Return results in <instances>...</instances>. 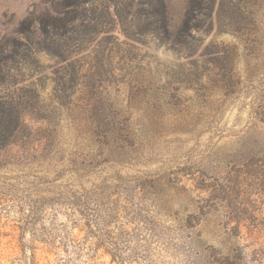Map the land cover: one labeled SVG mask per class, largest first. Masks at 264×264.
Returning a JSON list of instances; mask_svg holds the SVG:
<instances>
[{
  "label": "rangeland",
  "instance_id": "374dc122",
  "mask_svg": "<svg viewBox=\"0 0 264 264\" xmlns=\"http://www.w3.org/2000/svg\"><path fill=\"white\" fill-rule=\"evenodd\" d=\"M222 244L264 264V0H0V264Z\"/></svg>",
  "mask_w": 264,
  "mask_h": 264
},
{
  "label": "trees",
  "instance_id": "16d2710c",
  "mask_svg": "<svg viewBox=\"0 0 264 264\" xmlns=\"http://www.w3.org/2000/svg\"><path fill=\"white\" fill-rule=\"evenodd\" d=\"M199 237H201L202 236V232L201 231H199ZM224 245L225 244H222V248L221 249H217V252L220 254V257H219V261H220V264H225L226 262V260H227V256H226V254L224 253L225 252V247H224Z\"/></svg>",
  "mask_w": 264,
  "mask_h": 264
}]
</instances>
